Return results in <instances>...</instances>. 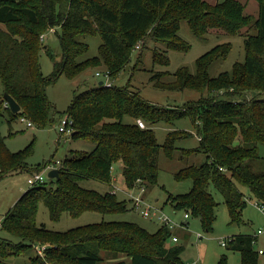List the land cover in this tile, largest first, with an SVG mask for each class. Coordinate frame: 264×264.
Wrapping results in <instances>:
<instances>
[{"label": "trees", "instance_id": "1", "mask_svg": "<svg viewBox=\"0 0 264 264\" xmlns=\"http://www.w3.org/2000/svg\"><path fill=\"white\" fill-rule=\"evenodd\" d=\"M258 3V15L252 24L257 32L245 38V61L236 62L231 71L216 77L209 75L212 63L225 58L230 50L229 44H222L199 57L196 74L181 68L169 83L158 79L161 73L152 76V80L157 79L156 86L192 88L202 93L201 98L176 110L153 104L138 91L115 85L114 80L130 61L132 52L140 49L136 48L137 41L150 27L151 36L168 41L178 38L182 20H187L199 37L214 27L236 33L250 24L251 18L243 13L240 1L221 0L212 6L206 0H0V23L6 25L5 29L0 27V83L21 106L19 112L12 113L6 105L12 118L27 116L39 128L52 124L54 117L49 116L45 91L62 73L74 76L90 66L104 65L112 80L110 86L102 83L74 94L64 116L72 119L71 137L90 141L92 149L71 151L61 161L56 186L31 185L9 208L2 228L22 241L4 240L9 250L0 246L2 256L44 245L42 255L37 252L31 257L32 264H186L181 259L183 246H165L172 235L166 225L150 232L131 221L102 220L51 230L36 220L41 202L54 221L63 213L78 218L89 211L103 215L125 212L126 200L119 199L113 190L100 193L81 186L79 181L93 179L112 185V170L117 163L127 187L156 184L160 152L169 158L177 152L182 156L205 155L203 162L188 164L175 172L177 180L189 178L192 186L186 193L169 194L167 201L175 211L182 209L198 217L206 231L213 227L218 206L210 186L223 195L231 223L243 222L242 210L247 204L239 185L247 187L251 198L264 204V157L258 151V145H264V0ZM55 25L61 27L60 53L41 39ZM97 33L102 38L99 55L79 60L88 51L87 43L79 37ZM185 46L175 40L172 47L187 49ZM42 50L53 62V72L48 77L41 70ZM154 60L169 63L167 56L157 53ZM183 116L192 119L198 146H176L177 139L193 135L185 130L170 131L160 144L152 125L171 123ZM126 117L131 122L125 121ZM136 119H142L146 127L141 128ZM33 142L13 152L0 134V177L29 170L27 158L34 152ZM50 163L55 162L49 159L36 167L42 171ZM226 240L227 248L242 253L241 264H258L253 234H233ZM105 256L112 261L105 262ZM0 264L10 263L0 259ZM217 264H226L225 256Z\"/></svg>", "mask_w": 264, "mask_h": 264}, {"label": "rangeland", "instance_id": "2", "mask_svg": "<svg viewBox=\"0 0 264 264\" xmlns=\"http://www.w3.org/2000/svg\"><path fill=\"white\" fill-rule=\"evenodd\" d=\"M210 5H215L221 0H206ZM243 5V13L250 15V24L245 25L236 33H230L221 28H210L203 37L197 36L187 20L180 22L177 37L180 39L160 40L151 36L150 27L137 43L140 49L132 52L131 59L126 64L119 76L114 80L117 86L129 87V89L138 91L140 95L149 102L158 106L168 107L181 110L191 101L201 98L202 93L192 88H164L156 86L152 76L155 73H161L158 79L161 82L169 83L174 81L176 73L181 68H186L191 74L197 73V60L200 56L211 50L217 45L229 44L230 50L225 58L214 61L209 69L211 77L218 76L221 72L231 71L236 62L245 61V38L257 32L252 25L254 19L258 15V0H237ZM0 27L5 29L6 25L0 23ZM61 33V27L53 26V31L49 28L45 32L42 39L44 45H49L55 53L61 52V46L58 35ZM88 45V51L79 60L96 57L99 55V46L102 43L100 34L83 35L79 37ZM179 45H188L187 49H176L172 47L174 41ZM184 44L183 43V41ZM167 56L169 63L163 64L154 60V54ZM40 65L44 76H51L53 72V62L49 54L44 50L40 51ZM104 65L90 66L74 76H68L65 73L46 87V95L50 104L49 116L54 117V122L42 128L35 126L33 120L29 117L33 125L28 126L26 121H22L20 117L12 118L10 110H6L7 102L3 99L4 90L0 83V134L5 140L10 151L17 152L24 149L32 141L34 152L27 158V166L29 170H20L8 173L0 177V218L9 210L16 200L29 189L27 178L30 174L40 171L36 167L38 163H43L49 159L54 162L63 161L64 158L71 155V151L83 152L92 149L93 144L84 139H73L71 134L60 133L58 131L59 119L64 116L75 93L83 92L88 88L99 85V81L104 78L103 75L97 76V71H104ZM252 92H250L251 94ZM207 96V92L205 93ZM125 121L131 122L126 117ZM147 125V123H146ZM152 129L160 144H163L170 131L177 130L182 133L183 130L192 132L186 138L176 140V146L179 148H193L198 146V138L196 129L192 119L189 116H183L173 120L171 123L156 122L152 125ZM12 133V134H10ZM260 156L264 157V145H258ZM205 160L203 153L193 154L190 156H182L179 152L173 158L166 157L162 152L157 157L159 166L158 181L156 184H148L141 188L140 184L134 187L126 186L120 169V164H115L112 170V185L105 184L98 180L82 179L79 184L88 189H94L100 193L113 190L121 200H126L127 210L122 213L103 215L99 212L89 211L83 213L78 218L71 217L68 213H63L61 218L54 221L50 218L47 206L41 202L38 206L37 224L44 225L51 230H67L72 227L84 225L102 220H120L131 221L150 232L158 230L162 224L155 218L150 219L141 214L143 206H134L132 196H142L145 198V205L156 206L161 213L167 215L172 222L176 224L172 228V235L178 237V242L173 243L171 236L165 242V246L169 247L173 244L183 246L181 259L186 263L199 264H217L221 256H225L226 264H241L242 253L232 250L221 244V240L228 238L233 234L251 233L255 234L257 229L264 228V210L262 211L254 198H251L249 189L239 185V189L246 194L247 204L242 210L241 223H231L229 211L224 202L223 195L214 187L210 186V191L218 202L216 208V219L211 230L206 231L199 221L198 217L191 216L185 218V211L176 210L173 205L167 201L169 194H183L190 190L192 180L189 178L177 180L174 176L180 168L188 164H199ZM41 165V164H40ZM264 168V167H263ZM45 178V184L48 186H56V179L48 176V170L41 171ZM20 243L22 239L0 229V246L6 247L7 242ZM38 244V243H35ZM255 249H264V235H259L254 244ZM39 245L27 249L24 253L18 255L2 256L0 259L10 264H32L31 257L37 253ZM105 255V252L103 253ZM121 256V255H120ZM124 256V254H123ZM106 257V256H105ZM105 262H110L106 257ZM258 264H264V253L258 255Z\"/></svg>", "mask_w": 264, "mask_h": 264}, {"label": "built area", "instance_id": "3", "mask_svg": "<svg viewBox=\"0 0 264 264\" xmlns=\"http://www.w3.org/2000/svg\"><path fill=\"white\" fill-rule=\"evenodd\" d=\"M51 31H53V29H51ZM45 37V34H42L41 35V39H44ZM140 44L138 43L136 45V48H139ZM96 75L97 76H101L103 75L104 78H102V82L104 85L106 86H110L112 85V80H111V75H110V71L109 70H104V71H97L96 72ZM20 119L22 121H26L27 125L28 126H32L33 123L28 120L25 116H20ZM141 128H145L146 127V124L145 122L142 120V119H136L135 121ZM58 131L60 133H67V134H71L72 131H73V128H72V119L69 118L67 115L63 116L60 118L59 120V125H58ZM61 162L60 161H56L55 163H50L48 164L45 169H47L48 171H50L51 169H54V168H59ZM27 183L31 186V185H41V184H45V178H44V175L43 173L40 171V172H34L32 174L29 175V177L27 178ZM142 189H144V186H141ZM132 200H133V203H134V206L136 207H140V206H143L142 209H141V214L145 217H148L150 219H157L162 225H166L167 227H170L171 229L176 226V224L174 222H172L170 220V218L161 213V210L156 207V206H152V205H145V198L142 196H132ZM257 205L259 206V208L263 211L264 210V204H261V203H258L256 202ZM184 217L185 218H189L190 217V214L189 213H185L184 214ZM2 228V218H0V229ZM254 235V240H253V243L255 244L256 241H257V237L259 235H264V228H259L257 229V231L255 232ZM171 241L172 242H178V237L177 236H171ZM221 244L222 245H226L227 244V240L226 238L225 239H222L221 240ZM37 249V252L42 255L43 252H44V249H45V246H39L36 248ZM258 253L261 254V253H264V249L260 248L258 249ZM190 264H199L198 262H195V263H190Z\"/></svg>", "mask_w": 264, "mask_h": 264}, {"label": "water", "instance_id": "4", "mask_svg": "<svg viewBox=\"0 0 264 264\" xmlns=\"http://www.w3.org/2000/svg\"><path fill=\"white\" fill-rule=\"evenodd\" d=\"M102 83H103L102 80H100L99 85H101ZM3 97L5 101L7 102V105L10 108L12 113H17L21 110L20 104L8 92H4ZM59 173H60V170L58 168H54L48 171V176L50 178H58Z\"/></svg>", "mask_w": 264, "mask_h": 264}, {"label": "crops", "instance_id": "5", "mask_svg": "<svg viewBox=\"0 0 264 264\" xmlns=\"http://www.w3.org/2000/svg\"><path fill=\"white\" fill-rule=\"evenodd\" d=\"M121 168H122V167H121V165H120V169H121ZM120 257L122 258V257H123V255H121Z\"/></svg>", "mask_w": 264, "mask_h": 264}]
</instances>
